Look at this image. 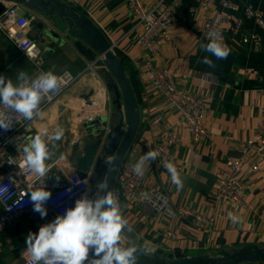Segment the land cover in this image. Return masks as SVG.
<instances>
[{
    "label": "crops",
    "instance_id": "0c3cea01",
    "mask_svg": "<svg viewBox=\"0 0 264 264\" xmlns=\"http://www.w3.org/2000/svg\"><path fill=\"white\" fill-rule=\"evenodd\" d=\"M60 1L84 13L100 28L133 83L141 118L126 157L134 155L136 163L142 155L155 150L157 138L164 134L168 125L175 126L179 135V142L171 152L182 167L179 174L183 187L177 190L171 175L159 168L156 159L146 162L141 194L157 189L168 195L170 204L162 214H157L139 202L128 204L119 199L123 215L132 229L131 233H124L125 243H135L146 255L159 258L180 252L187 258L212 259L218 257L220 251L231 253L247 245L264 248V162L248 146L259 132L264 105V32L246 13V8L251 6L264 14V0H238L236 10L222 6L221 0H210L205 5L203 0H183L169 29V38L159 44L160 51L155 56L136 45L143 27L138 24L129 0H76L72 4ZM140 1L146 10L171 3V0ZM2 3L6 9L15 1L2 0ZM20 6L30 20L27 34L44 50V70H52L57 76L71 72L79 79L58 100L41 109L38 119L19 131L8 145L7 152L17 158L23 157L18 146L22 147L27 137L45 131L51 135L53 129L62 128L64 135L60 141H48L52 157L46 162L50 168L47 177L66 178L78 170L77 162L72 158L73 145L79 141L84 143L92 132H108L122 120L123 114L113 104V95L106 86L105 69L99 65L103 60L100 55L90 52V47L82 44L85 53L67 29L52 24L36 10ZM216 12H223L230 19L224 25V44L230 54L221 60L200 47L208 43L203 36L205 21ZM34 20L37 23L33 26ZM236 21L241 22L238 33L232 31ZM245 35H256L257 41L244 43ZM204 57L211 59L214 67L202 63ZM149 58L174 72L181 86L206 101L208 139L194 141L173 112L167 114L164 126L150 125L149 115L165 107L155 103L146 92L140 69ZM91 62H96L97 76L85 72ZM20 71H25L29 79H33L34 67L30 60L0 31V75L16 82ZM229 159L242 164L239 177L246 195L239 204L226 203L217 193L218 173L225 169ZM7 172L0 159V181ZM95 186L91 184L92 192ZM100 193L98 190L97 194ZM181 207L212 218L211 225L204 227L182 218L179 215ZM229 212L238 216L239 222L233 223L228 218ZM2 213L0 203V215ZM51 221L48 215L41 218L35 211L15 217L0 230V258L6 264H24L26 259L22 252L27 235L38 233L40 226Z\"/></svg>",
    "mask_w": 264,
    "mask_h": 264
},
{
    "label": "built area",
    "instance_id": "2783aa9c",
    "mask_svg": "<svg viewBox=\"0 0 264 264\" xmlns=\"http://www.w3.org/2000/svg\"><path fill=\"white\" fill-rule=\"evenodd\" d=\"M64 1L72 4L76 0ZM209 1L203 0L202 3L205 5ZM182 2L183 0H171V3L167 6L158 4L154 9L146 10L140 0H129L138 24L143 27L136 45L143 48L150 56L157 55L160 51L159 44L162 41H167L169 38V29L174 22L176 11ZM221 4L226 8L236 10L238 0H221ZM20 5L15 2L0 14V31L17 45L23 56L30 60L34 67V79L42 72H46L44 70L45 53L38 41L27 34L30 20L25 14L20 15V11L23 10ZM246 13L249 17L255 19L258 26L264 32V14L251 6L246 8ZM229 21L228 15L223 12H216L210 15L205 21L203 36L207 39L208 32L215 30L224 43V25ZM234 24L232 31L234 33L240 32L241 22L236 21ZM252 40L257 41V36L245 35L242 39L244 43ZM95 67L96 62H91L88 64L85 72L88 75L97 76ZM140 70L145 79L144 83L148 96L152 97L155 103H161L165 107L163 110L153 111L149 115L150 125L152 127L164 126L167 114L173 112L179 117V124L189 132L194 141L200 142L208 139L206 101L186 87L181 86L174 72L164 66L153 63L152 58L146 60ZM58 76L61 78L58 91L50 94L51 99L47 97L42 99L40 109L58 100L79 79V76L71 72H64ZM262 94L264 97V89ZM27 124V122L18 118L17 121L13 122L10 130L5 131L0 129V159L8 169L7 175L0 181V187L6 186L8 188L7 191L0 192V203L3 206V213L0 215V230H3L15 217L33 211V204L27 195L23 199H20L29 185L33 187L44 186L46 190L51 192V198L47 201L45 207L47 215L52 220L57 215L65 213L68 208L74 207L75 201L82 195L88 194L92 198L91 171L86 172L87 176L83 177L79 170H75L66 178H59L58 181L57 179H49L47 176L39 178L27 171L23 157L17 158L7 152V147L12 139ZM157 139L155 151L159 152V155L156 157L159 168L168 172L164 165L171 162L180 173L182 167L176 162L171 152V149L179 142L176 127L166 126L164 134ZM248 146L264 162V105L261 109L259 132L256 139L250 142ZM49 150L50 152L52 151L50 144ZM134 164V155H130L123 160L120 166L116 187L119 199H123L128 204L139 202L145 209L162 214L169 207L170 198L157 189H150L145 193L146 198H143L141 190L145 182V176H137L133 173L132 165ZM241 172L242 164L237 160L229 159L226 162L225 169L218 173L217 193L222 201L230 204H239L243 201L246 192L239 177ZM18 200L19 203H17ZM179 215L204 227H208L212 223V218L184 207L179 209ZM168 234L171 235L172 233L168 232ZM91 258L92 252L90 251L89 259ZM24 264H27V261Z\"/></svg>",
    "mask_w": 264,
    "mask_h": 264
},
{
    "label": "clouds",
    "instance_id": "9594fccd",
    "mask_svg": "<svg viewBox=\"0 0 264 264\" xmlns=\"http://www.w3.org/2000/svg\"><path fill=\"white\" fill-rule=\"evenodd\" d=\"M208 43L200 47L215 56L216 59H226L230 49L222 42L218 32L211 30L207 34ZM202 63L214 67L208 57ZM61 78L52 70L42 72L34 79H29L25 71L17 74L16 82L0 75V129L10 130L18 118L29 123L41 116L42 99H51V93L58 91ZM64 135L62 128H55L52 134L47 131L26 138V143L18 151L23 153V161L27 171L39 178L47 176L50 168L46 163L52 157L48 141H60ZM158 151L152 150L142 155L132 165V171L137 176H143L148 161L155 160ZM115 157L109 155L104 160L106 172L97 187L103 195L90 198L82 195L75 201L74 207L65 213L57 215L51 222L40 226L38 233L27 235L25 250L22 257L27 264H137L138 253L141 251L135 243H125L124 233H131L129 221L123 215L118 194L108 189V173L114 164ZM165 168L171 175V181L177 190L183 187V181L177 167L165 163ZM57 181L59 177L56 178ZM0 187V192L7 191ZM70 191V189H69ZM27 195L33 204V211L41 218L47 216L45 207L51 198V192L44 186L29 185L20 199ZM146 198V194H141ZM19 203V200L17 201ZM228 218L239 222V217L229 212ZM92 258L89 259V253Z\"/></svg>",
    "mask_w": 264,
    "mask_h": 264
},
{
    "label": "water",
    "instance_id": "95a60500",
    "mask_svg": "<svg viewBox=\"0 0 264 264\" xmlns=\"http://www.w3.org/2000/svg\"><path fill=\"white\" fill-rule=\"evenodd\" d=\"M24 7L36 10L54 25L61 29H67L69 35L78 40V46L85 44L90 47V52L97 53L103 59L99 62L105 69L107 79L106 86L113 95V104L123 114L122 120L110 127L108 132H92L87 135L84 143L77 142L73 145V157L78 170L83 177L92 170L93 188L92 198L98 194V182L103 179L106 172L104 160L107 156L115 157L112 170L108 173V189L115 190L116 173L129 151L140 125L139 103L130 78L126 75L124 64L112 49V45L104 36L103 32L94 25L90 19L79 10L70 7L60 0H14ZM5 6L0 0V14ZM24 11H20V15ZM37 20L32 22L36 25ZM43 27V25H42ZM86 53V49L82 47ZM89 50V49H87ZM88 52V51H87ZM99 128V126H96ZM101 129V128H99ZM101 192L99 195H103ZM0 264H6L0 258ZM137 264H264V248L247 245L241 249L220 251L218 257L209 259L187 258L180 252H175L167 257H150L142 250L138 253Z\"/></svg>",
    "mask_w": 264,
    "mask_h": 264
},
{
    "label": "trees",
    "instance_id": "16d2710c",
    "mask_svg": "<svg viewBox=\"0 0 264 264\" xmlns=\"http://www.w3.org/2000/svg\"><path fill=\"white\" fill-rule=\"evenodd\" d=\"M132 85H133V83H132Z\"/></svg>",
    "mask_w": 264,
    "mask_h": 264
}]
</instances>
